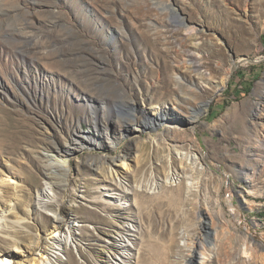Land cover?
Returning a JSON list of instances; mask_svg holds the SVG:
<instances>
[{
	"label": "rangeland",
	"instance_id": "1",
	"mask_svg": "<svg viewBox=\"0 0 264 264\" xmlns=\"http://www.w3.org/2000/svg\"><path fill=\"white\" fill-rule=\"evenodd\" d=\"M181 23L196 34L219 25L228 46L208 36L204 54L222 64L261 62L242 61L209 106L203 93L174 108L188 98L169 71L192 49ZM143 102L170 107L159 120L197 142L154 145L159 125L131 135L115 106L143 119ZM263 110L264 0H0V208L18 183L30 214L18 238L25 252L42 235L40 264H66L68 251L81 264H264ZM81 130L115 144L78 150L69 168L50 157ZM49 171L69 179L66 190L54 191ZM60 212L66 244L52 233Z\"/></svg>",
	"mask_w": 264,
	"mask_h": 264
},
{
	"label": "bare ground",
	"instance_id": "2",
	"mask_svg": "<svg viewBox=\"0 0 264 264\" xmlns=\"http://www.w3.org/2000/svg\"><path fill=\"white\" fill-rule=\"evenodd\" d=\"M185 31L188 35V39L191 40L192 49L187 50L186 52L182 53V56H185V61L181 62L180 65L173 67L169 69L170 73L172 75L175 74V76H180V79H185L187 82L183 83L181 85L182 92L184 96H188L187 99L182 97H177L176 101L173 103L174 108L181 109L180 104L182 102H187L190 104V106H194L198 102L196 99L201 94L207 95V100H205L204 105L207 106V103L212 99V96L217 91L221 90L228 82L230 76L232 75L233 71L235 70L236 64L234 62L229 63H221L216 56H206L204 54L206 47L205 40L208 39V36H212L216 39L217 42H221L224 45L228 46V42L226 40V37L224 34H222V30L220 31L219 25L212 26L213 29L211 30H203L200 33L196 34L194 31L196 30L195 26L191 23H186L185 25ZM262 30V28H261ZM171 34V33H170ZM200 36V37H199ZM169 35L166 33L159 34V39L162 42H167ZM201 40V42L199 41ZM204 41H203V40ZM178 54L176 53V56ZM246 59V58H245ZM184 60V59H183ZM244 60V59H243ZM221 68V72H220ZM218 74L219 77H218ZM216 78H220L217 80ZM207 84L206 88H204V84ZM194 84V85H191ZM211 85V86H209ZM261 85L259 84L256 90V93L260 92ZM192 99V101L190 100ZM194 99V100H193ZM144 105L146 103L143 102L141 104V108L143 111L141 113L145 114V118L138 119L133 111L131 116H124V119L129 118L128 120H125L124 122V128L126 127L127 131L133 135V131L136 132H143L145 129L153 128L155 129L156 125L160 126L163 130L161 131V135L159 137H154L152 139V142L154 145L165 143L170 146H172V143L174 147H177L178 144L176 142H182V140H190L191 142L196 143V138L192 135L191 138L189 137V134H187L184 129H182L179 126L172 125L171 123H166V121H160L165 120L167 118L164 115V112L167 111V108H164L165 106L157 107L155 108V111H157L156 114L150 113L151 110H154V108L147 107L145 108ZM172 108V109H174ZM164 115H162L160 113ZM264 111V110H263ZM174 112V111H173ZM177 112L175 111V114ZM155 116L156 119L150 120L147 119L146 116ZM176 115H179L178 113ZM264 116L263 113L260 112L259 117L256 118L255 124L257 127H260V130H263L264 128V122L260 121V117ZM154 118V117H153ZM123 119V120H124ZM197 119H199V115L190 116L191 122H196ZM160 121V122H159ZM114 127V124L113 126ZM132 132V133H131ZM77 138L72 141L70 145L67 144L66 148L62 147L61 150L56 151L52 149L50 151V157L55 160V158H59L57 160L58 163L63 164L69 168L71 166V161L73 159L74 153L78 150H82L85 147L88 146H98V147H105L108 146H114L113 137L110 136V134L107 132L106 137H104L101 134L94 135L91 131L81 130L78 132ZM169 135V136H168ZM105 138L107 141H105ZM139 139V138H138ZM256 144L262 145L263 139L261 136L256 135ZM170 141V142H169ZM169 142V143H168ZM109 143V144H108ZM183 146V145H181ZM196 146V145H195ZM192 149H195L194 145L191 146ZM195 157L198 159L201 158L200 152H195ZM95 159L99 160L100 158L103 159V164L101 169H104L107 162L104 160L106 158L102 157H94ZM123 167L126 168V161L122 162ZM119 174V170L113 169L110 172L109 176H106V179L112 183L114 180V177ZM45 176L49 178L51 183L53 184V188L55 192H60L62 190H66L67 188V182L69 179H59L55 174L51 171L46 172ZM11 190H5V197L6 200L4 201V205L2 208H0V216L3 217L0 220V227L2 226L3 222L6 221V235L4 237H0V245L3 247L0 250V264H40V259L44 256L45 252H40L42 249L45 251H48V248H44L42 244V235L39 234L38 242L34 247H29L28 245L25 246L27 248V251L24 252V249H22L25 245L23 243V240L19 239L20 232L16 230L17 225L24 226V223L26 222V218L30 217V214L27 216H22L20 213V200L23 198V188L17 183V185L10 184ZM66 198V197H65ZM24 200V199H23ZM50 203H48L49 205ZM23 210V209H22ZM4 219V220H3ZM67 216L64 215V213L60 212L57 214V216L54 219L53 226H52V233H55L54 239L57 241H61L62 243L66 244V237L63 236L62 230H64L65 227H69L71 220H69ZM20 227V226H18ZM102 231V230H101ZM103 234L111 235V232H108L106 230L102 231ZM29 235V234H28ZM61 236V238L59 237ZM21 237V236H20ZM27 237V236H25ZM116 245V244H115ZM55 247V246H54ZM66 249V248H65ZM49 252V251H48ZM69 253V259L68 263L66 264H81L74 254H72L70 251ZM103 256V255H102ZM100 257V256H99ZM203 258L205 259L206 256L203 255Z\"/></svg>",
	"mask_w": 264,
	"mask_h": 264
},
{
	"label": "water",
	"instance_id": "3",
	"mask_svg": "<svg viewBox=\"0 0 264 264\" xmlns=\"http://www.w3.org/2000/svg\"><path fill=\"white\" fill-rule=\"evenodd\" d=\"M170 18H171V20L173 22L178 23L177 14H173L172 16H170ZM181 24L184 25V23H181ZM242 61H245V62L247 61V62H251V63H260L261 62V59H253V58L247 57L246 59H244ZM242 61H240L239 63L236 64L235 70L239 67V65L242 63ZM217 94L218 93H216V95ZM214 98H215V96L212 97V99L207 103L208 106L212 103V101L214 100ZM115 111H116V114L117 115H120V116H131L132 115V111L131 110H126V108L123 107L120 104H117L115 106ZM204 114H206V112L202 111V113L200 115H204ZM205 217L207 219V223L206 224L208 225V223L211 221V219L208 217V215H206ZM208 228L210 229L209 226H208ZM214 234H215V230L210 229L209 235L211 236L212 241H208L209 244H211L213 242V240H214Z\"/></svg>",
	"mask_w": 264,
	"mask_h": 264
}]
</instances>
